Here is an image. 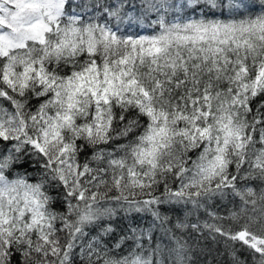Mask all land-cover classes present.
<instances>
[{
    "label": "snow or ice",
    "instance_id": "obj_1",
    "mask_svg": "<svg viewBox=\"0 0 264 264\" xmlns=\"http://www.w3.org/2000/svg\"><path fill=\"white\" fill-rule=\"evenodd\" d=\"M0 264H264V0H0Z\"/></svg>",
    "mask_w": 264,
    "mask_h": 264
},
{
    "label": "trees",
    "instance_id": "obj_2",
    "mask_svg": "<svg viewBox=\"0 0 264 264\" xmlns=\"http://www.w3.org/2000/svg\"><path fill=\"white\" fill-rule=\"evenodd\" d=\"M209 247H211V244H209Z\"/></svg>",
    "mask_w": 264,
    "mask_h": 264
}]
</instances>
